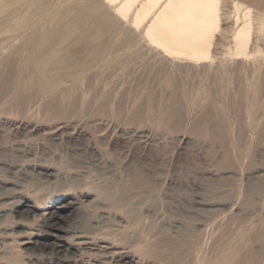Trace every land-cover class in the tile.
Masks as SVG:
<instances>
[{
    "label": "bare ground",
    "instance_id": "bare-ground-1",
    "mask_svg": "<svg viewBox=\"0 0 264 264\" xmlns=\"http://www.w3.org/2000/svg\"><path fill=\"white\" fill-rule=\"evenodd\" d=\"M245 1L254 4V6L258 8L254 10L250 5H247L240 0H0V20L5 19L7 17L8 12L13 6L19 5L15 10L17 19L13 23H6L4 27L5 30L10 34L9 36H12V39L9 40L7 43L0 44V51H1L0 54L4 56L3 67H2L3 73H1V76L3 75V77L0 78V103L2 100L5 101L4 96L7 95L6 97L8 101L6 102V104L9 108L13 107L11 108L10 111H12V109H15L19 113L24 112L26 108V107L24 108L26 102L40 104L41 107L39 106L38 109L40 110L44 109L46 112H48L50 117L61 120L59 123H56L55 128H53L54 131H52L51 129V133L59 132V130H61L62 132V130H64L66 127L65 126L66 123L64 121L67 118H70V119H72V117L74 118L83 117L84 118L85 116L88 117L87 115H93V114L94 115L97 114V116L98 114L100 116L101 115L102 116L103 115L104 116L113 115L118 121L125 123L124 125L126 126H123L125 129L129 125H134V126L135 124L143 125L145 121L149 120L150 117L154 114L153 108L156 109V107H158V105L162 101V100L160 101L158 98V96L161 95L160 93L161 90L166 89L170 94V95L166 94L168 93L166 91L165 94L167 95V97L168 95L172 97L171 95H174V94L176 95L175 91L177 90V88H179L178 85H176L177 83L175 82L178 76H181L186 73L188 75L189 71L191 72V71L199 70L201 69V67L199 69L197 68L200 65H202L203 67L211 65L208 63L214 61L215 59V57L212 55L213 53L212 47L215 41V35L216 33L222 30V22L224 20L230 19L234 23V27L231 30L232 31L231 32V45L227 48V54L229 55V57H232V60L237 63L244 64L243 60H237V59L247 60L248 58L252 57L255 54L254 52L251 51L249 46L253 39V36L255 37V39H260L261 37H264V11H263L264 10V0H245ZM58 7L62 9L61 12L55 11ZM150 60H152L153 62L151 63ZM147 63L148 65H150L149 69H148ZM225 63L220 61L219 64H216V65L219 68H224V67L226 68V66L223 67V64ZM135 65H138L139 67L141 65L142 72L139 71L140 68H137V69H138L139 74L143 73V76L138 74L140 77H138V75L135 73L138 77L137 80H139L141 77L146 78L149 75L151 78V75L153 74L152 70L156 71V69L157 71L158 69L159 71L160 69H162L163 75H162V78H160L161 81L158 82V84L161 83V89H159L160 94L158 95L157 93L158 96L156 95V92L154 91L155 88H153L154 89L153 90L150 86L146 85L148 87L143 86V88L138 89V87L135 86V84L139 85V83L143 81L142 80L143 78L141 79V81L140 80L138 81L139 83L135 82L133 85L134 88L137 87L135 90L137 91L140 90V91L138 92V94L136 93L138 97L132 98L133 101L130 100L131 98L129 99L130 102L132 101L133 103L132 104L128 102V98L131 97V95L129 94L131 92L134 93L137 91L132 90L131 87H129L130 85L129 86L127 85V81H125L123 76L125 75L127 76L131 71V67ZM142 66H144V68H142ZM147 69L148 71H151L152 74L148 75L147 73V76H145L146 74L144 75V73H145V70ZM132 71H135V70H132ZM18 72H20V75L22 73L24 75L21 76L20 78L16 75ZM135 74L133 76H136ZM129 77H127L128 80H129ZM152 78L151 79L148 78V79L152 80ZM144 80L145 81L143 82L146 83L147 80L146 79ZM157 80H159V78H157ZM157 80L155 79L154 83H156ZM220 80L221 79H219V81L216 80L215 82L218 84L219 82L225 83L229 81L230 79L227 78V81H226V78H225L224 79L225 82L223 79H222L223 81L222 80L220 81ZM128 83L130 84L131 82H128ZM150 84H151V81H150ZM152 84H153V81H152ZM129 88L132 90L130 91V93L127 92ZM212 91H214V89ZM180 92L182 94L179 92L177 94L182 95V98H180L181 100L179 99V97L177 96L175 97L174 95L175 98L174 97L173 98L175 100L176 98H178L179 100L177 99V101L175 102H173L174 101L173 98H172V101L168 100L170 101L169 103L173 102V104L171 103L169 105V108L171 110L169 109L170 111H168L165 116L164 114H161L160 115L161 117L157 118L158 124H162L164 122L162 120H166L168 122L167 125L165 126L168 132L169 130L173 131V133L178 132L182 129V127H184L183 126L185 122L184 119L186 117L184 116L185 113L183 114V112H185L186 108L183 109V104H185L184 99L187 93L184 89H183V92L182 91ZM228 93L226 94L229 97L230 93L229 94ZM165 94H163L162 99H165L167 101L168 99L167 97H166L167 99L163 98ZM126 95H129V97H127ZM213 95L212 94L207 95L205 101L210 103L211 105L212 104L217 105L218 103L214 101L215 99L217 101V98H216L217 96H213ZM125 97H127L126 98L127 101ZM214 97L215 99H213ZM224 98L223 96L220 99L218 97L219 101H222V100L224 101L225 100ZM229 98L227 99L229 100ZM157 100L160 101L158 102L159 104L157 103ZM127 103L132 104L131 106L133 107H129ZM3 104L5 105V102L2 103L1 106H3ZM126 105L128 107H126ZM159 106L162 107L161 104ZM187 106L189 107V105ZM8 107L7 109L9 110ZM28 107L29 105H27V108ZM230 107L231 105L229 107H226L225 110L223 109L219 110L218 112L220 114V117L217 116L218 115L217 111L215 112L213 111L216 114V117L217 118L219 117L218 119L212 118L211 114H209L210 112H206L205 114L200 115L199 119L196 120L190 127L191 134L196 135V137H201V136L202 138L206 137L205 138L206 141L209 140L210 142H212L213 146L216 145L213 143H217V145L219 144V148H217L218 151L222 147L223 151H222L220 163L219 161L216 160L217 158L216 156H214L216 158L215 159L212 158V160L217 161L216 164L218 163L220 167H224L223 168L224 171L227 168L228 170L229 169L232 170L233 168V171H234V169H236V166L238 167L239 165L238 163L240 162V160L243 159L241 158L243 153L246 151L248 152V149L246 151H243L246 149L245 147H244L245 149L242 148L243 144L236 143L237 141L240 140V138L239 140H237L238 139L237 138L235 139L236 141H234V138H236L237 136L239 137L244 132V130L239 129L234 125L237 129L236 130L232 128L233 125L231 126L230 124L224 123V119L228 116L227 114L230 113L229 112ZM7 109H3V110L7 111ZM159 112L160 110L158 111V114H160ZM163 117L165 119H162ZM90 118L91 116H89V119ZM85 120L86 119L84 118V121ZM67 121L69 120L67 119ZM159 121L161 122L159 123ZM86 122L88 123L89 121H86ZM124 128L122 130H124ZM233 129L237 132V134L236 132H234ZM126 131H128V129ZM61 132L59 134H61ZM63 132L65 133V131ZM124 132L122 131L120 132V134ZM129 132L136 135L137 137H142V138L150 136L147 131H142L138 129H131V130L129 129ZM74 133H75V129H74ZM79 134H80V131H79ZM130 136H133V135H130ZM241 139L243 140V138ZM207 142L204 141V143H207ZM261 142H264L263 137L258 139V145ZM238 144H241L242 146H239ZM256 144L255 146H258ZM95 147L96 146L94 145L93 149H95ZM93 151L94 152L96 151L97 153V150H93ZM245 155L247 156V154H244V156ZM116 157H113V156L110 157V160L111 159L112 160L109 162H113L112 164L113 166L115 165L118 166V164L116 163L118 161L115 160ZM40 165H42V163ZM50 165L48 164L44 165L43 163V165L40 166V168L44 171V174L47 177H52L56 171V170L53 171L52 170L53 168ZM240 165L242 166L243 164H240ZM247 165L248 166H245V169L248 167L249 168L248 173L251 170L250 174L251 172L254 171L253 174L255 175V173H258V171H256L258 169L259 171L264 172V168H261V167L257 168L255 162H253L252 159H249ZM213 168L214 170L216 169V171L217 169H219V167L218 168L213 167ZM116 169L119 170V168H116ZM220 169L222 170V168ZM239 169L241 168L239 167ZM136 170L137 169H135L134 172ZM245 171H247V169ZM122 172L125 173V171L123 170ZM235 172H239V171L235 170ZM136 173L137 172H135V174ZM139 173L142 174L141 172ZM115 174L112 176L117 175ZM122 174H119L116 178L108 176V177L114 178V180L109 178L110 181L112 182V185L96 184L98 182L96 183L92 182L93 184L91 183V185L87 188L88 190L84 188L85 190L83 189L81 190V192H79V194L77 193L78 195L77 197H80V198L87 197L89 195L88 192H91V191H93V193L95 192L96 197H99V199L107 201L108 205L111 206L112 210L114 209V212L116 211V213H118L117 211H119V213L122 212L123 214H125V216L128 217V221L132 225L134 231L140 232V230L142 229V228L140 229V226L142 227V220H143V219L141 220L140 218L141 217L145 218V217L143 216L139 217L140 211H138L139 212L138 215L136 214L137 212L132 213V209L130 211V209L128 208L129 206L132 207L131 205L133 204L131 202L132 200L130 201L131 202L130 203L129 201H127V199L132 198L130 196L135 191L137 192L143 191V193L146 191L147 194H150L151 192L149 193L148 190L152 191L154 185L151 187V184L153 182L151 183L148 180L150 179V177L147 179L146 177H142L138 173H137L138 175L137 174L135 175L133 173L135 179H133V181L129 184V182L126 181L128 178L126 176H123ZM128 175L131 176L130 173ZM200 175H199V178H201L202 176ZM254 175L252 176L253 178L257 177ZM215 176H218V175H215ZM137 177H139L140 181H138ZM193 177L195 179L196 175ZM252 177H250L251 183H250V180L247 179L249 180L250 184L248 185L246 182L247 186L245 188L242 187L243 184L241 185L242 194H241V201H240L239 209L241 208L243 211L254 208L256 201L260 202L259 199L261 196H263L262 193L264 192V182L262 178L259 179L260 178L259 176L258 178L252 179ZM105 180L107 179H104V182ZM217 180H214V182L216 181V184L218 183ZM70 181H71V178H70ZM110 181L109 183H111ZM227 181L228 180H226V182ZM228 182H232V181H228ZM154 183H155V186H158L156 185L155 181ZM47 184L49 185V183ZM60 184L61 183H59V188L61 187ZM246 184H244L243 186H245ZM232 185H235V183L233 182ZM55 187H56V184H55ZM159 187L160 185L158 186V191H159ZM210 187L212 190L215 191V195H216L218 191L221 192V190H218V189L222 188L223 185L220 188L217 186L218 187L217 192L215 188L216 186L212 184V186ZM225 187L227 188L226 185L224 186V188ZM66 188L67 189H58V190H56L57 188L54 189L55 192L52 193L53 199H50V197L49 199L44 197L45 195H42L44 192L42 194H36L35 191L34 193L30 191H25V192L17 191L18 194L16 197L19 199V201H18V205L16 206L19 207V209L21 208L20 210H18L19 222L17 224L20 225L21 227L23 226L24 228L25 224L23 222H25L27 218L28 219L30 217L34 218V216L37 213H39L40 214L39 216H41V219H42V223H44V225L47 227L46 231L37 230V231L29 232L26 229L28 231V234L27 235L25 234L26 236L22 238L23 240L20 242V245H30V246H33V248L37 250L29 254V257L31 256V258L28 259L27 264H37L39 261L43 260V259L40 260L39 253L37 252L41 251L39 248L42 245H47L46 240L51 241V239H54L53 244L56 247H59V248L64 247V249L69 250V251L72 250L74 253L80 254L79 256H81V254L84 255L83 251H88V250L91 251V249L94 246H97L99 247L98 251L100 249V251L102 250L103 253L104 252L107 253L106 255H109V256L111 255L112 259H116V262L123 261L122 264H124V262L125 263L130 262L133 264L141 263V262L138 263V261H141L142 259L138 260L136 253L130 250H126V251L123 250V247L128 248L127 246H124L129 242L128 237H124L120 240V243L122 244V246L118 245L119 243L116 244L115 242L111 241L109 238H106L104 236L102 237V235L100 236V238H98V237H92L93 235L91 236V234L88 235L86 233L81 232V233L73 234L72 236L70 235L71 237H68V236L65 237L66 234L70 232V230L66 229V227L57 226L56 225L57 221L60 218H62V214L64 211H69L70 209L75 208L74 206L77 205V203H81L76 198V194L71 193L70 190H72L73 188L72 189L70 187H66ZM230 188H233V187L231 186ZM235 188L236 186H234L233 189ZM156 189L157 187H155L154 192L156 191ZM60 190H63V191H60ZM223 190L227 191V189H222V191ZM229 190H232V189H229ZM229 190H228V193H229ZM204 191L206 192L208 191L206 190V187ZM154 192H153V195L155 196L156 193ZM147 194L144 193L142 195L144 196ZM136 195H139V194H136ZM157 195H160V194L158 193ZM211 195H214V194H211ZM211 195H210V198L213 197L212 199L217 200L216 198H214L216 197L215 195L214 196H211ZM56 196H61V197H58L60 199L56 198L57 201H55L54 198ZM231 197L232 196L227 197V198L224 197V198L225 200H228V198L230 200ZM155 198L157 197H153L152 199L155 200ZM206 198H209V197H206ZM224 198L223 199L220 198V201L223 202ZM141 200L140 201L142 203L143 198ZM210 201L208 202L209 205H210ZM127 202H129L128 203L129 206H127ZM92 203L96 204V202H92ZM146 204H148L147 201H146ZM213 204H216V203L213 202ZM261 204L258 203V205L257 204L256 205L259 207ZM166 205L167 204H165V206ZM152 206L153 205H151L150 207V205H148L150 209H154L152 208ZM182 206L179 205V208ZM104 208L102 210H104ZM159 208L160 207H158V209ZM188 208L186 207V209ZM183 209L185 210L184 207ZM133 210L137 211L135 207ZM156 210H154L153 212H155ZM3 211L4 210H0V217L1 216L4 217L6 215L9 216L10 213L8 214L7 212H3ZM173 211L176 212V210H173ZM225 211L226 210H224V212ZM255 211L257 212L258 210H255ZM103 213H105V211ZM240 213L242 215L243 212H240ZM107 214H108V211H107ZM247 214H248L247 216L248 218L250 213H247ZM102 215L105 216L104 214ZM241 215L240 216L237 215V216L240 218ZM100 216L101 214L99 215L98 218H100ZM245 216L242 218L244 219ZM174 217H175V214H174ZM176 217L178 218V216ZM39 218L38 220L41 221V219ZM215 218L216 216L213 217V219ZM242 218H241V222H242ZM233 219L235 220L236 217ZM221 220L225 222L224 219H221ZM107 221L110 222L109 219ZM108 222H102V224L104 225V224H107ZM153 222H154L153 224H156L155 221ZM186 222H188V224L187 225L185 224V231L179 232L178 237L179 239L180 237L181 239H184L185 235H187V237L188 235H190V238L189 237L188 238L192 240L191 236L194 235V232H192L193 227L191 224H189L191 222L189 221H186ZM241 222H240L241 225L245 223V222L244 223L243 222L241 223ZM146 223L150 224L148 221ZM146 223L143 222V224H146ZM216 223H217V220H216ZM222 223H221V226H223ZM225 223H228V222H225ZM219 224L217 225L214 223V225L218 227L220 226ZM224 226H227V224H225ZM26 228L29 229V227H26ZM258 228L259 226L256 229H254L251 234L246 235L243 238H241V242H243L242 244L244 245L239 246V247H237V245H235L234 243V239L237 237L236 235H234L235 232L233 234L231 232H226L227 234H229L227 235L224 233L225 232L224 231L223 235H225V237H222L223 235L221 236V238L216 242L213 252H211L210 255L206 258L202 257L201 254L198 253L199 252L198 250L193 249L192 243H189L188 245L185 246L184 243L186 242L183 243L182 240H181L182 242L179 240L181 242V245L184 246L182 248V246H177L176 242H175V245H173L174 244L173 241H171L170 243L172 245L168 244V242H166L167 240L166 238H165L166 240L164 239L166 243L162 242L161 240L159 243L153 242V244H150L146 250V253L147 255L151 256V258H153L154 260L165 262L166 264H264V241L260 239L259 233L256 232ZM7 235H8L7 231H4V230L3 232L1 231L0 244L1 245L3 244L1 247H4L3 248L4 250H5V246H4L5 237ZM188 238L187 239L185 238V239L188 241ZM13 248L15 249V247L13 246L7 247V250L4 253L8 259L6 263L7 264H25L24 261H22L20 258L15 256V255H19L20 253L19 252L20 250L18 251L19 248L16 251ZM82 259L84 258L82 257ZM98 261H100V259ZM102 262L100 261V263ZM93 263H96V262H93Z\"/></svg>",
    "mask_w": 264,
    "mask_h": 264
},
{
    "label": "rangeland",
    "instance_id": "rangeland-1",
    "mask_svg": "<svg viewBox=\"0 0 264 264\" xmlns=\"http://www.w3.org/2000/svg\"><path fill=\"white\" fill-rule=\"evenodd\" d=\"M240 1L244 2L247 5H250L254 10L258 8L254 6V4L250 2H246L245 0H240ZM18 6H13L8 12L7 17L5 19L0 20V44L7 43L9 40L12 39V36H9L10 34L5 30L4 27L6 23H13L17 19L15 10ZM61 10L62 9L58 7L55 11L61 12ZM233 27H234V23L230 19L224 20L222 22V30L216 33L215 35V41L212 47V52H213L212 55L215 57V59L214 61L208 63V64H211L210 66L203 67L202 65H200L198 66L197 69H199L200 67L201 69L196 70V71H191L192 73L189 71L188 75L187 73L183 74L181 76H178L177 79L175 80V82L177 83L176 85H178L179 87L175 91L176 93V95L174 94L175 97L177 96L179 97V99L182 98V95H181L182 93L180 91L183 92V89L187 93L184 99L185 104H183V109L186 108L185 112H183V114L185 113L184 116L186 117V118L184 117L185 118L184 119L185 122L183 125L184 127H182V129L178 132L173 133V131L171 130H169L168 132V130L165 128V126L168 123L166 120H162L164 121L162 124L157 123V118L161 117L160 116L161 114H164L165 116L167 112L171 110L169 108V105L177 101L178 98H176L175 100L174 95H171L172 97H170L169 96L170 94L166 89H163L160 92L159 89H161V83L158 84V82L161 81L160 78H162L163 70L160 69L159 71L158 69L159 72L157 71V69L156 71L152 70V73H153L152 74L151 71H148L150 67L148 63H147L148 69L145 70L144 75L146 74L145 76H147V73H148V75L152 74L151 78L152 76L153 78L156 77L155 78L156 80L157 78H159V80H157L156 83H154L155 79L153 78L152 80H149L151 79L150 75L147 76L146 78L141 77L139 79L140 81L142 78H143L142 79L143 81H145L144 79H146L147 80L146 83H144L143 81H141L140 83L138 82L139 80L137 79L138 77H140L139 75L143 76V73L139 74L138 69H137V68H140L139 71H141V65L140 67L138 65L132 66L131 71L129 73L130 75L129 74L127 76L125 75L126 78L125 76L123 77L125 81H127V85L128 86L130 85L129 87H131V89L134 91H137L135 90L137 87L138 89H141L143 88V86L144 87L150 86L152 89L155 88V90L154 89L153 90L156 92V95L157 93L158 95L161 93V95L159 96L157 95V96L160 101L162 100L161 102L163 103H161L158 100H157V103L160 102L162 107H160L159 106L160 104L158 103L159 104L158 107L161 109H159L158 107H156V109L153 108L154 114L150 117L149 120L145 121L143 125L142 124H135V126L129 125L126 127V129L123 127V126H126L124 125L125 123L118 121L113 115H106V116L101 115L100 116L98 114L97 116V114L96 115L93 114V115H87L88 117L85 116L84 117L86 119L85 121L83 117H79V118L72 117V119L74 118L76 120L74 119L72 120L70 118H67L69 121H67V119H65V121L63 120L66 123L65 125L66 127L65 129L63 128L64 130H62V132L65 131V133L67 134H65L64 132L62 134L61 130H59V132H56L58 134H56L55 132L51 133V129L52 131H54L53 128H55L56 123H59L61 121L60 119H55V118L50 117L48 112H46L44 109L42 110L38 109L39 106L41 107L40 104L38 103L34 104L32 102L25 103L24 108L25 107L26 108L24 112L19 113L15 109H12V111H10L11 108L13 107L9 108L7 106L6 104V102L8 101L6 97L7 95L4 96L5 101L2 100L3 102L1 101L0 103V109H1L0 110V200H1L0 208L1 209L0 210H4L3 212H7L8 214L9 213L10 214L9 216L6 215L4 217L3 216L0 217V221H1L0 222V229H1L0 234H1V231L3 232V230L8 232V235L5 237V244H6V245L4 244L5 250L3 249L4 247H1L3 244L2 245L0 244V249L4 250V251L0 250V264H7L6 261L8 259L4 253L6 252L7 247H11V246L15 247V249L13 248L15 251L19 248L18 251L20 250L19 251L20 253L19 255H15V256H17L22 261H24L25 264H27L28 259L31 258V256L29 257V254L37 250L33 248V246H30V245H20V242L23 240L22 238L28 234V231L31 232V231H37V230L38 231L47 230L46 229L47 227L44 225V223H42V219H41V216H39L40 215L39 213H37L38 215L36 214L34 218H31V217L29 219L27 218V220L23 222L25 224L24 228L23 226L21 227L20 225L17 224L19 222L18 210L21 209V208L19 209V207L16 206L18 205V201H19V199L16 197L18 192L30 191L34 193L35 191L36 194H42L44 192L42 194V195H45L44 197H46L47 199H49V197L50 199H53L52 193L55 192L54 189L56 188H57L56 190L67 189L66 187H70L71 189L73 188L72 190H70L71 193L76 194V198L81 203H77V205L74 206L75 208L70 209L69 211H64L62 214V218H60L57 221V224H56L57 226L66 227V229L70 230V232L66 234L65 237L67 236L71 237L73 234L81 233V232L86 233L88 235L91 234V236L93 235L92 237H98V238H100V236L102 235V237L104 236L106 238H109L111 241L115 242L116 244L119 243L118 245L120 246H122V244L120 243V240L124 237H128L129 242L126 245H124V246H127L128 248L123 247V250L125 251L130 250L136 253L138 260L142 259L141 261H138V263L141 262L139 264H166L165 262L154 260L153 258H151V256L147 255L146 253V250L150 244H153V242L159 243L161 240L162 242H165L164 241L165 238L167 239L165 240L166 242H168V244H170L171 241H173L174 242L173 245H175V242H176V245L182 246V248L184 247L183 245H181L182 241L183 243L184 242L187 243V244L184 243L185 246L188 245L189 243H192L193 249L198 250L199 251L198 253H200L201 256L204 258L208 257L210 253L213 252L216 242L221 238V236L224 233L227 234L226 232H231L232 234L235 232L234 235H236L237 237L234 239V243L235 245H237V247H239V246L244 245L242 244L243 242H241V238H243L246 235L251 234L252 231L259 226L256 232L259 233L260 239L264 241V214H263L264 212H262L264 211L263 210L264 209V202H263L264 192L262 193L263 196H261L262 194L260 195L261 196L259 199L260 202L256 201L257 205L258 203L263 204V206L262 204L259 206L260 209L263 208L262 210H260L256 204L254 208L248 209L249 211L248 210L243 211L241 208L239 209L240 201H241V194H242L241 185L246 184V182L249 185L251 183L250 177L254 175L253 174L254 171L251 172L250 174V171H251L250 170L248 173V169H249L248 167L246 168L247 171H245L246 170L245 166H248L247 164H248L249 159H252V161L255 162L257 168H260V167L264 168V142H261L258 145V139L261 137L264 138V37H261L260 39H255V37L253 36V39L250 43L249 48L255 54L252 57L248 58L247 60L237 59V60H243L244 64L237 63L233 61L232 57H229V55L227 54V48L231 45V32H232L231 30ZM228 57L231 59H229ZM3 58L4 56L0 54V62H2L0 63V71L3 70L2 68ZM150 61L151 63L153 62L152 60ZM220 61L224 63L226 62L225 64H223V67L226 66V68L225 67L219 68L216 65V64H219ZM142 68H144V66H142ZM132 70H135V71H132ZM154 72L156 73V75ZM1 73H3V71L0 72V78L3 77V75L1 76ZM135 73L137 75L139 74L138 77ZM134 74L136 76H133ZM16 75L21 78V76H23L24 74L22 73L20 75V72H18ZM221 75L222 77L224 75L225 76L227 75V76L226 77L224 76L222 78ZM127 77H129L130 81L127 79ZM225 78H226V81H227V78L230 80L225 82L224 80ZM219 79L221 80L223 79L225 83H220V82L219 84L216 83L215 81L216 80L219 81ZM150 81H151V84H150ZM152 81L154 85L152 84ZM128 82H131V83L129 84ZM135 82L139 83V85L135 84V86H137L136 88H134L133 86ZM131 89L129 88L127 92L130 93V91H132ZM213 89L214 91H212ZM139 91L140 90H138L137 92H134L135 95L133 92H131L129 94L131 95V97H129V95H126L127 97H129L128 98L129 103H132L133 101L132 98L138 97L137 94ZM166 91L168 93H166ZM162 92L163 94L165 93L169 94L168 97L166 94L163 97V98L167 97L168 98V99L166 98L167 101L165 99H162V96H163ZM178 92L181 94H177ZM226 93L229 94L230 98L232 97L231 100ZM209 94H212V95L214 94L213 96H217L216 97L217 101L215 97L213 98L215 99L214 101L218 103L217 105L216 104L211 105L210 103L205 101L206 96ZM222 96L223 98L226 96L224 98L225 100L219 101V99L222 98ZM127 97H125V99ZM172 98L174 101L169 103L170 101L168 100L172 101ZM227 98H229V100ZM129 99L132 101L130 102ZM4 102H5V105L3 104V106H1L2 103ZM26 104L29 105L28 108ZM132 104L127 103L129 107H133L131 106ZM127 105L126 107H128ZM187 105H189V107ZM230 105H231L229 109L230 113L227 114L228 116L224 119V123L230 124L231 126L235 125L237 128L244 130V132L240 135L241 137L237 136L236 138H234V141H236L235 139L238 138L237 140H239L240 138V140L237 141L236 143L243 144L242 148L244 147L246 148V149L244 148L245 150L243 151H246L248 149V152L246 151L243 153V155L241 156V158L243 159L240 158L241 163L240 162L238 163L239 165L238 167L236 166V169H234V171H233V168L232 170L229 169L230 170L229 171L226 166L225 167L227 169H225L224 171L223 170L224 167H220L218 163H217L218 166L216 164L217 161H219L220 163L222 151H223L222 147L218 151L217 148H219V144L217 145V143H213L218 146L217 147L216 145H214L215 146L214 147L212 145V142H210L209 140L207 141H209L210 143L206 141L205 139L206 137L204 138H202V136L196 137V135L191 134L190 127L196 120L199 119L200 115L205 114L206 112H210L209 114H211V117L215 119L217 118L216 114L214 113L215 111L218 112L221 109L225 110V108L229 107ZM5 106H7L9 110ZM3 109H7V111ZM159 110H160L159 112L160 114H158ZM217 114H218L217 116L220 117L219 112ZM89 116H91L90 119H89ZM162 119H165V118L163 117ZM86 121H89V122L87 123ZM160 122L161 121H159V123ZM233 126L232 128L236 129V127L235 126L233 127ZM67 127L68 128L71 127V128H69L68 130ZM123 128L124 130H122ZM74 129H75V133L76 132L78 133L75 134ZM127 129L128 131H126ZM129 129L130 130L138 129L142 131H147L150 136L143 137V138L137 137L136 135L130 133ZM79 131H80V134H79ZM122 131L123 132L126 131L122 133L124 135L120 134V132ZM60 132L61 134H59ZM234 132L236 131L234 130ZM128 133L133 136H130ZM70 134L71 135L73 134V135L71 136ZM242 136H244L246 139ZM241 138H243V140ZM204 141L207 143H204ZM241 144H238V145L242 146ZM255 144L258 146H255ZM94 145L96 146L95 149H93ZM93 150H97V153L96 151L94 152ZM99 150H101L102 152ZM244 154H247V156L246 155L244 156ZM111 156L113 157L117 156L115 160L119 162V163L116 162L118 166L116 165L113 166L112 165L113 162H109L112 160V159L110 160ZM214 156H216L217 158ZM212 158L213 159L216 158L217 161L212 160ZM41 163L42 165L43 163L44 165L51 164L50 166L53 168L52 170L53 171L56 170L55 174L52 176L53 178L47 177L44 174V171L40 168V166H42L40 165ZM240 164H243V165L241 166ZM213 167L215 168L219 167V169H217L216 171V169L214 170ZM239 167L242 170L239 169ZM116 168H119V170L122 169L123 171H125V173L122 172V170L119 171ZM220 168H222V170ZM135 169L138 170V171L136 170L135 172H137L142 177H146L147 179L150 177L151 180L150 179L148 180L151 183L153 182L151 184V187L154 185L153 189L151 188L152 191L148 190V192L149 193L151 192L152 194L151 193L147 194V192L145 191L144 193L147 195L143 196L142 195L144 194L143 191H138V192L135 191L130 196L132 198L127 199V201L129 202L132 200L131 202L133 203L131 204L132 205L131 207L128 204L129 202H127V206H129L128 208L130 209V211L132 209V213L137 212L136 213L137 215L139 213L138 211H140L139 217L140 216L145 217V218H142V217L140 218L141 220L142 219L144 220V221L142 220V227L140 226V229L141 228L142 229L140 230V232L134 231L132 225L128 221V217L125 216V214H123L122 212L119 213V211H117L118 213H116V211L114 212V209L112 210L111 206L108 205L107 201L99 199V197H96L95 192L94 193L93 191L88 192L89 195L87 197H81V198L77 197L78 196L77 193L79 194V192H81V190H83L84 188L88 190L87 188L91 185L92 182L94 183L98 182L96 184L112 185V182L110 181V179L114 180V178H111V177L116 178L119 174H122V173H124L122 174L123 176H126L128 178L127 179L125 177L127 179L126 181L129 182L130 184L133 181V179H135L134 177ZM235 170L236 171L238 170L239 172H235ZM256 171H258V173H255L254 176H257V177H254V178H258L260 176L259 179L262 178L264 182V172L259 171V169ZM128 172L130 173L131 176L128 175L129 174ZM139 172H141L142 174H140ZM114 174L116 176H112ZM197 174H199L201 178L202 177L203 178L202 179L199 178V175ZM195 175L196 177L194 179L193 176ZM215 175H218V176H215ZM108 176H111V177H108ZM139 177H137L138 181H140ZM70 178H71V181H70ZM254 178L252 177V179ZM104 179H107L108 182L107 180H105L104 182ZM247 179L250 180V183H249V180ZM214 180H217L218 183L216 184V181L214 182ZM226 180L232 181V182L227 181L228 182L227 183ZM109 181L111 183H109ZM154 181L156 182V185L158 186L160 185L159 187L160 192L158 191V186H155ZM46 182L49 183V185ZM233 182L235 183V185H232ZM59 183H61L60 188H59ZM55 184H56V187H55ZM212 184L216 186L215 187L216 192L218 190H221V192L218 191L217 194L215 195V191L212 190L210 187L212 186ZM221 184L223 185L222 188H220L222 186ZM247 184L245 186L242 185V187L245 188ZM225 185L227 186V188L226 187L224 188ZM229 185L230 187L232 186L233 188L234 186H236L235 188L236 190L233 188H230ZM217 186L220 189L217 190L218 188ZM155 187H157V189L154 192ZM205 187H206V190H208L207 192L210 194L204 191ZM209 189L212 193L209 191ZM222 189H227V191L226 190L222 191ZM229 189H232V190H229ZM228 190H229V193H228ZM60 191H63V190H60ZM153 192L156 193V195L158 193L160 195L154 196ZM232 192L233 194L234 193L235 194L233 195ZM218 193L220 194V196ZM136 194H139V195H136ZM211 194H214L216 196L214 198H216L217 200L212 199L213 197L210 198ZM214 195H211V196H214ZM230 196L234 198L231 197L230 200L228 198L229 201L225 200V198L230 197ZM58 197H61V196H56L54 200L57 201V199H60ZM141 197L143 198L142 203H141L142 201ZM153 197H157L158 199L155 198V200H153L152 199ZM206 197H209V198H206ZM220 198L222 199L224 198L223 202L220 201ZM146 201L148 204H146ZM209 201H210V205L208 203ZM92 202H96V204ZM213 202L216 204H213ZM235 202L238 204H236ZM165 204L167 205L165 206ZM148 205H150V207L151 205L153 206L155 205L156 207L158 206L160 208L158 209V207L156 208L155 206L154 207L152 206V208L154 209H150ZM179 205L182 206L180 207L182 209L179 208ZM79 207L82 209H80ZM134 207L135 209H137V211L133 210ZM183 207L185 208V210L183 209ZM186 207L187 208L189 207V208L186 209ZM103 208L104 210H102ZM168 209H170L171 211ZM154 210L156 211L153 212ZM173 210H176V212ZM224 210L226 211L224 212ZM255 210H258V211L256 212ZM104 211L105 213H103ZM107 211H108V214H107ZM178 211L179 212L181 211V212L179 213ZM240 212H243L242 213L243 216L241 215ZM247 213H250L248 218H247L248 216ZM100 214L101 216L100 218H98ZM102 214L104 215L107 214V215L103 216ZM174 214H175V217H174ZM237 215L238 216L241 215V217L239 218ZM107 216H109L110 218ZM176 216H178V218ZM215 216L216 218L213 219V217ZM244 216L246 219L242 218ZM235 217H236L235 219L236 221L233 219ZM38 218L41 219V221L38 220ZM241 218H242V222L246 220L244 221L245 223L243 222L244 224L242 225L240 224ZM108 219L110 222L107 221ZM147 219L151 220L152 222ZM221 219H224L225 222H228V223H225ZM216 220H217V223H216ZM147 221L149 223L151 222L152 224L154 223L153 221H155L156 224H153V225L151 223L147 224L146 223ZM186 221L191 222L189 224H191L193 227L192 232H194V235L191 236L192 240L189 239L190 235H188L189 238L187 237V235H185L184 239H181V237L179 239L178 237L179 232L185 231V224L186 225L188 224V222ZM102 222H108V223L103 225ZM143 222L146 223L147 225L143 224ZM213 222L217 225L220 223L219 224L220 226L218 227L214 225ZM221 223L223 226H221ZM224 223L227 224V226H224L225 225ZM26 227H29L30 230ZM222 237H225V235H223ZM185 238L186 239L188 238V241ZM53 240L54 239H51V241L46 240L47 243L46 242L45 243L47 245H42L44 247L41 246L39 248L41 251L37 253H39L40 260L43 259L44 261L43 260L39 261L37 264H86V263L92 264L93 262H96L93 264H107V263L108 264H122L123 263V261L116 262V259H112L111 255L110 256L106 255L107 253L105 252L103 253V251L102 250L100 251V249L98 251L99 247L97 246H94L91 249V251L90 250L83 251L84 255L81 254V256H79L80 254L74 253L72 250L69 251V250L64 249V247L62 248L56 247L53 244ZM179 240L180 241L182 240V241L180 242ZM100 253L101 254L103 253V254L101 255ZM76 256L77 257L79 256V257L77 258ZM82 257L84 259H82ZM97 258L98 260L100 259V261L101 262L103 261V262L100 263V261H98ZM124 264H133V263L124 262Z\"/></svg>",
    "mask_w": 264,
    "mask_h": 264
}]
</instances>
